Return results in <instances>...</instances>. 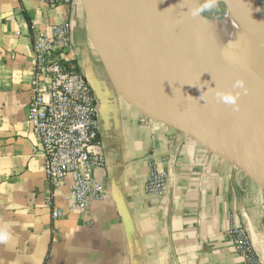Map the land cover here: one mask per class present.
<instances>
[{
    "label": "crops",
    "instance_id": "0c3cea01",
    "mask_svg": "<svg viewBox=\"0 0 264 264\" xmlns=\"http://www.w3.org/2000/svg\"><path fill=\"white\" fill-rule=\"evenodd\" d=\"M258 4L264 15V4ZM69 21L72 56L98 99L105 197L75 206L71 177L47 179L28 122L32 45ZM153 169L168 175L147 191ZM53 208L63 214L53 217ZM243 226L264 264V180L173 118L128 94L91 30L83 0L50 7L0 0V264H246L231 230Z\"/></svg>",
    "mask_w": 264,
    "mask_h": 264
},
{
    "label": "water",
    "instance_id": "95a60500",
    "mask_svg": "<svg viewBox=\"0 0 264 264\" xmlns=\"http://www.w3.org/2000/svg\"><path fill=\"white\" fill-rule=\"evenodd\" d=\"M253 25L257 0H239ZM91 30L120 86L152 110L191 130L264 180V74L211 62L167 35L131 0H83ZM237 81L242 87L235 88ZM238 95L236 105L216 98Z\"/></svg>",
    "mask_w": 264,
    "mask_h": 264
},
{
    "label": "built area",
    "instance_id": "2783aa9c",
    "mask_svg": "<svg viewBox=\"0 0 264 264\" xmlns=\"http://www.w3.org/2000/svg\"><path fill=\"white\" fill-rule=\"evenodd\" d=\"M41 1L57 7L74 0ZM71 33L70 22L65 21L34 39L28 122L41 144L47 179L58 185L71 177L75 206L85 211L105 197V186L94 172L106 165V154L100 140L98 99L80 62L72 56ZM167 183V173L153 169L147 191L162 195ZM62 214L60 208H53L54 218ZM231 233L246 264H263L246 228L236 226Z\"/></svg>",
    "mask_w": 264,
    "mask_h": 264
},
{
    "label": "bare ground",
    "instance_id": "6f19581e",
    "mask_svg": "<svg viewBox=\"0 0 264 264\" xmlns=\"http://www.w3.org/2000/svg\"><path fill=\"white\" fill-rule=\"evenodd\" d=\"M142 1L131 0L137 10L151 23L201 56L209 58L211 62L222 61L228 66L233 65L225 57L224 46L234 34L248 67L264 74V19L260 10H257L259 17L253 25L241 10L239 0H208L211 3L224 2L228 5L226 17L222 21L219 18L203 16L200 5L190 0H146L144 3ZM151 1L153 4L149 6ZM243 21L248 27L262 33L255 32L250 38L242 29ZM220 22L219 27L217 24ZM239 67L245 74L251 71L245 64L240 63Z\"/></svg>",
    "mask_w": 264,
    "mask_h": 264
},
{
    "label": "rangeland",
    "instance_id": "374dc122",
    "mask_svg": "<svg viewBox=\"0 0 264 264\" xmlns=\"http://www.w3.org/2000/svg\"><path fill=\"white\" fill-rule=\"evenodd\" d=\"M144 1L146 2V0H144ZM144 1H142V2L144 3ZM147 1H149V0H147ZM190 1L199 4L200 9H201L200 10L201 14L207 18H219V20L222 21L226 17L228 5L224 2L211 3L208 0H190ZM259 1H260V3L262 1V3L264 4V0H259ZM150 3L151 4H148V5L152 6L153 1H151ZM220 24H221V22L218 23L217 25L220 27L221 26ZM242 26H243V28H242L243 31L245 33H247L250 38L252 37L253 34H255V32L258 34L262 33L260 30H256L254 28L248 27V25H246V23L244 21L242 22ZM224 54H225L227 61H229L230 63H232L234 65H240L238 55L242 54V51H241V47L239 45V42H238V40L234 34L232 35L231 39L227 42V44L224 46Z\"/></svg>",
    "mask_w": 264,
    "mask_h": 264
},
{
    "label": "clouds",
    "instance_id": "9594fccd",
    "mask_svg": "<svg viewBox=\"0 0 264 264\" xmlns=\"http://www.w3.org/2000/svg\"><path fill=\"white\" fill-rule=\"evenodd\" d=\"M235 88H240L242 87V82L237 81L236 84L234 85ZM216 98L223 101L226 104L229 105H236L238 102V95H233L230 93H224L222 91H218L216 93Z\"/></svg>",
    "mask_w": 264,
    "mask_h": 264
}]
</instances>
